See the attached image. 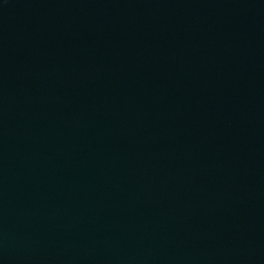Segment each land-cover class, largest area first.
I'll return each mask as SVG.
<instances>
[{"label": "water", "instance_id": "obj_1", "mask_svg": "<svg viewBox=\"0 0 264 264\" xmlns=\"http://www.w3.org/2000/svg\"><path fill=\"white\" fill-rule=\"evenodd\" d=\"M0 264H264V0H0Z\"/></svg>", "mask_w": 264, "mask_h": 264}]
</instances>
